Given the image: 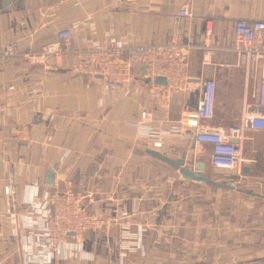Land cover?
Wrapping results in <instances>:
<instances>
[{
    "label": "crops",
    "instance_id": "obj_1",
    "mask_svg": "<svg viewBox=\"0 0 264 264\" xmlns=\"http://www.w3.org/2000/svg\"><path fill=\"white\" fill-rule=\"evenodd\" d=\"M44 6L59 10L52 24L33 35L23 20L36 29L42 18L34 20L32 11ZM184 6L189 15L181 17ZM239 20L264 21V0H0V111L6 107L8 116V144L0 147V203L6 200L1 189L12 186L11 211L24 218V225L14 226L0 215V264H25L23 243L31 239L27 207L56 188L82 196L99 217L128 223L132 234H138L139 227L146 232L141 235L142 252L126 257L117 224L86 233L80 248L84 260L57 259L52 264H204L199 258L205 264H230L233 258L246 264V256L251 264H264V208H231L229 202L233 193L264 202V130L243 131V165L237 171L213 169L211 146L191 145L188 138L197 128L185 126L206 80L215 83L214 113L198 125L227 133L240 125L246 104L253 106L252 114L264 116V108L256 105L261 76L240 67L233 51ZM64 29L72 31L79 50L92 41L121 38L130 41L128 47L166 45L177 34L189 48L187 88H165L162 99L149 89L142 67L124 86L74 72L80 60L73 54L59 61L50 58L53 71L28 66L20 56H2L4 45L13 41L20 52L39 53ZM143 112L151 116L150 123L142 121ZM17 127L26 128L23 142L12 137ZM149 134L154 138H145ZM140 140L146 146H137ZM150 151L173 160L188 154L186 167L201 164L208 179L233 183L237 189L187 181ZM244 168L249 170L246 175ZM50 171L53 185L46 184ZM218 203L222 214L216 229L223 233L206 239L207 249L198 251L199 231L189 220L195 219V212L214 215ZM251 233L254 238L247 239ZM241 241L240 248L250 251L247 255L229 248Z\"/></svg>",
    "mask_w": 264,
    "mask_h": 264
},
{
    "label": "built area",
    "instance_id": "obj_2",
    "mask_svg": "<svg viewBox=\"0 0 264 264\" xmlns=\"http://www.w3.org/2000/svg\"><path fill=\"white\" fill-rule=\"evenodd\" d=\"M58 10V6L36 7L32 11V18L34 20L42 18L41 25L32 30L27 19L23 20V25L33 35H38L44 25L53 23ZM178 14L181 17L189 15L185 6ZM234 36L233 51L236 54L237 64L252 76L258 73L261 76L256 105L264 108V21L239 20L234 25ZM126 44H130V41L125 38L106 42L92 41L88 43L86 49L79 50L73 45L72 31L64 29L57 32L56 42L44 46L39 53L20 52L18 43L13 41L4 45L2 56L5 58L20 56L28 66L40 65L45 71H53L56 66L48 62L50 58L59 61L64 55L73 54L80 60L74 72L102 76L108 82L121 85L131 84L134 70L143 66L149 79L165 78L169 88L186 89L185 72L189 48L180 43L177 34H174L171 42L166 45L128 47L130 45ZM151 89L154 93L159 90L155 85H152ZM2 97L3 92L0 93V99ZM214 103L215 83L206 80L201 84L197 109L187 116L185 126L197 128L195 142L211 146L210 164L213 169L240 171L243 165L242 133L245 129L264 130V116L252 114L253 106L246 104L240 125L230 128L227 133H224L222 128L198 125L199 121L210 120L213 117ZM6 110L7 108L4 107L0 111V147L2 148L8 144V137L5 134L8 118ZM141 118L145 124L152 120L146 112L141 114ZM12 137L19 142L25 141L26 128H15ZM145 138L152 139L154 134L146 135ZM181 143L185 144L186 141ZM137 146H146V141L140 140ZM1 192L6 200L0 203V215L7 217L14 226L24 225L23 216L11 211L12 186H5ZM27 209L26 229L30 231L31 239L23 243L25 264H52L57 259L84 260L85 254L80 250L82 236L116 224L120 227L122 257L143 250L141 235L146 232L145 228L139 227L138 234L130 233L128 223L115 217L97 216L84 202L82 196L69 189L56 188L46 197L31 202Z\"/></svg>",
    "mask_w": 264,
    "mask_h": 264
},
{
    "label": "rangeland",
    "instance_id": "obj_3",
    "mask_svg": "<svg viewBox=\"0 0 264 264\" xmlns=\"http://www.w3.org/2000/svg\"><path fill=\"white\" fill-rule=\"evenodd\" d=\"M216 188V187H214ZM231 197L229 198V202H230V207L233 208V206H236V208L238 207V205H241L244 208H249V207H253V208H257V207H261L264 208V202L260 201V200H255V199H249V198H245L240 194L237 193H233L230 195ZM217 208H215L214 215L212 213L208 212H195V219L193 220H189L191 222V228H193V230H198V242H197V250L198 251H205L207 249V244L206 242H204L206 239H208L209 241L211 240V237L215 234H222L223 232H221V230H217L216 229V222L220 221V217H221V203H218V205L216 206ZM234 211H230V214H233ZM243 213V211H242ZM231 216V215H230ZM232 218V217H231ZM262 233V232H260ZM230 234H233V232H230ZM252 233L251 235L247 237V239H253L254 237H252ZM238 237V236H237ZM237 237L235 238V240H237ZM243 241V240H242ZM241 242H238L236 244H231V247H229L230 249H233L232 246L234 247V251L235 252H245V250L243 248H240L241 246L243 247L244 244H242ZM262 243L264 244V240H262ZM246 244V243H245ZM249 245V244H248ZM264 249V248H263ZM262 249V250H263ZM211 250V249H210ZM246 252L250 253L249 249H246ZM245 252V253H246ZM246 253V255H247ZM264 251H262V256L260 261L264 262ZM247 259V256H246ZM245 262H247L246 264H251L252 262H248V261H253V260H246ZM231 260H235L237 261L238 259L233 258ZM229 261L230 264H237L234 263L232 261ZM199 262H203L205 264V259L204 258H199Z\"/></svg>",
    "mask_w": 264,
    "mask_h": 264
},
{
    "label": "water",
    "instance_id": "obj_4",
    "mask_svg": "<svg viewBox=\"0 0 264 264\" xmlns=\"http://www.w3.org/2000/svg\"><path fill=\"white\" fill-rule=\"evenodd\" d=\"M9 3V2H7ZM156 84L158 85H166V79L165 78H156L154 81ZM194 139H195V134H192L189 138L188 141L191 143V145L194 144ZM191 147V146H190ZM193 148V147H192ZM150 155L156 157L157 159L167 163L168 165L172 166L173 168H175L179 175L187 180V181H192V182H198V183H209L212 185H216L219 186L221 188H225V189H230V190H235L237 189L235 184L230 183V184H219L216 183L210 179H208L206 176L203 175V171H204V166L201 164H194L193 163V169H189L188 167H186V160L188 157V154H185L182 158L177 159V160H173L170 158H167L157 152L154 151H150L148 152ZM249 170L247 168L243 169V174L246 175L248 174ZM235 177H231V179H233ZM53 172H49L48 176H47V180H46V184L47 185H53ZM247 194H253L251 191H247Z\"/></svg>",
    "mask_w": 264,
    "mask_h": 264
},
{
    "label": "bare ground",
    "instance_id": "obj_5",
    "mask_svg": "<svg viewBox=\"0 0 264 264\" xmlns=\"http://www.w3.org/2000/svg\"><path fill=\"white\" fill-rule=\"evenodd\" d=\"M143 67V66H142ZM144 68V67H143ZM144 71H145V78L147 79V80H149V85H150V87H149V89L151 90V92L157 97V96H159L160 98H164V89L166 88V89H170V90H172V91H180L179 89H173V88H169V85H168V82H167V80H166V85H158V84H156L154 81H155V79L156 78H159V77H156V78H154L153 80H151V79H149L148 77H147V75H146V70H145V68H144ZM95 77V76H94ZM96 77H100V78H102L105 82H107V83H110V84H114V83H111V82H108L107 80H105L102 76H96ZM132 81H133V77H132ZM119 85H121V84H119ZM152 85H155V86H157L158 87V92L157 93H154L153 91H152V89H151V87H152ZM124 86H127V85H124ZM187 88V87H186Z\"/></svg>",
    "mask_w": 264,
    "mask_h": 264
}]
</instances>
